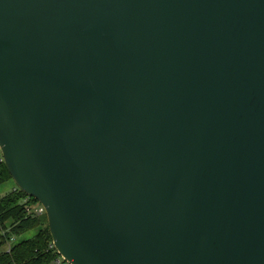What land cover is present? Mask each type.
<instances>
[{"label": "water", "instance_id": "95a60500", "mask_svg": "<svg viewBox=\"0 0 264 264\" xmlns=\"http://www.w3.org/2000/svg\"><path fill=\"white\" fill-rule=\"evenodd\" d=\"M0 153L69 264H264V0H0Z\"/></svg>", "mask_w": 264, "mask_h": 264}, {"label": "trees", "instance_id": "16d2710c", "mask_svg": "<svg viewBox=\"0 0 264 264\" xmlns=\"http://www.w3.org/2000/svg\"><path fill=\"white\" fill-rule=\"evenodd\" d=\"M11 176L0 154V184ZM26 194L18 187L0 195V264H55L58 253L50 247L51 236L45 215L26 214L22 199ZM35 201L34 198H31ZM34 229L35 233L21 240L16 238L25 231ZM13 236L14 241L5 249L6 242Z\"/></svg>", "mask_w": 264, "mask_h": 264}, {"label": "built area", "instance_id": "2783aa9c", "mask_svg": "<svg viewBox=\"0 0 264 264\" xmlns=\"http://www.w3.org/2000/svg\"><path fill=\"white\" fill-rule=\"evenodd\" d=\"M16 187V186H15ZM15 187H13V189L15 188ZM31 198H33V197H31V196H29V195H25L24 197H23V199H22V203L24 204V206H25V212H26V214H28V215H31V216H41V215H45V208H44V206L41 204V203H39L35 198V201H32L31 200ZM46 216V215H45ZM0 233L2 234L3 233V230H1L0 229ZM14 241V237L13 236H11L10 238H9V240L6 242V244L4 245V246H6L5 247V249H9V244L11 243V242H13ZM50 247H53L54 249H55V247H54V245H53V243L51 242V244L49 245ZM56 250V249H55ZM57 252V251H56ZM55 264H67L68 262L66 261V260H64L63 259V257L62 256H60L59 254H58V256L56 257V259H55ZM69 264V263H68Z\"/></svg>", "mask_w": 264, "mask_h": 264}, {"label": "rangeland", "instance_id": "374dc122", "mask_svg": "<svg viewBox=\"0 0 264 264\" xmlns=\"http://www.w3.org/2000/svg\"><path fill=\"white\" fill-rule=\"evenodd\" d=\"M15 186H16V184L14 183V181L12 179L5 181L4 183L0 184V195H3L5 193L9 192ZM35 231L36 230H34V229L27 230L23 234L19 235L16 238V240L18 241V240H21L24 238H29L35 233Z\"/></svg>", "mask_w": 264, "mask_h": 264}]
</instances>
